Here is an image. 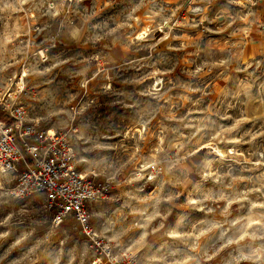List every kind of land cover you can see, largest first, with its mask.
<instances>
[{"label": "clouds", "instance_id": "9594fccd", "mask_svg": "<svg viewBox=\"0 0 264 264\" xmlns=\"http://www.w3.org/2000/svg\"><path fill=\"white\" fill-rule=\"evenodd\" d=\"M0 264H264V0H0Z\"/></svg>", "mask_w": 264, "mask_h": 264}]
</instances>
